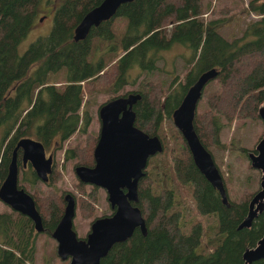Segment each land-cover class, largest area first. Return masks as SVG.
I'll return each mask as SVG.
<instances>
[{"label": "trees", "instance_id": "1", "mask_svg": "<svg viewBox=\"0 0 264 264\" xmlns=\"http://www.w3.org/2000/svg\"><path fill=\"white\" fill-rule=\"evenodd\" d=\"M39 1L0 0V183L17 140L25 136L41 141L48 150L62 148L78 131L84 137L64 148V159H75L74 166H92L97 134L88 128L91 116L84 108V96L87 92L97 95L106 88L113 94L105 100L139 92L141 96L133 105L135 125L157 134L163 142V150L153 155L156 159L149 158V168L138 183L137 205L145 219L146 234L135 228L126 240L114 243L99 264H244L245 247L254 245L264 231V212L258 213L249 227L237 228L257 189H244L239 197L231 198L223 178L226 205L194 164L170 117L187 88L211 67L219 70L215 78L222 90L208 98L209 110L201 115L195 112L193 124L203 145L210 152V147L220 146L222 117L230 122L235 116H257L260 103H264V0H248L244 10L258 17L246 23L241 35L230 39L220 31L224 17H203L205 0H131L80 40L73 39L74 27L101 0H59L49 33L38 36L19 54L18 43L34 21ZM117 19L122 25L119 32ZM175 44L191 51L183 81L173 78L165 88L158 81L147 80L142 90L118 93L126 84H133L140 72L153 73L161 52ZM132 70L138 72L134 77H130ZM61 71L65 79L60 83L52 80V74ZM166 119L173 128L170 134L164 127ZM16 155L24 182L18 178V186L33 196L43 231L51 235L68 191H31L30 186L40 180L30 163L23 165L20 148ZM57 172L53 166L45 184H54ZM158 176L161 179L156 181ZM77 187L80 195L70 193L82 216L91 217L99 187L81 181ZM176 189L180 196L189 193L200 215L215 216L214 236L204 242L202 221L189 227L183 223L182 199ZM35 240L28 216L11 208L0 211V264H32ZM246 264H264V258Z\"/></svg>", "mask_w": 264, "mask_h": 264}, {"label": "water", "instance_id": "2", "mask_svg": "<svg viewBox=\"0 0 264 264\" xmlns=\"http://www.w3.org/2000/svg\"><path fill=\"white\" fill-rule=\"evenodd\" d=\"M131 0H101L84 13L73 29V39L87 36L93 26L113 17L117 8ZM216 67L201 72L187 88L180 103L171 113L172 122L184 138L192 160L206 180L215 187L227 205V192L223 176L211 152L203 145L193 124L199 99L206 83L214 79ZM139 92H128L103 101L98 107L100 119L97 141L93 149L94 164H76L74 172L84 182L105 189L113 212L94 218L85 237H79L73 227L76 213L74 195L66 192L63 213L51 232L56 240V253L68 264H99L112 245L130 237L139 228L146 234V224L137 204L139 179L151 156L163 150V142L157 134H149L135 125L134 103ZM257 113L264 123V103ZM21 149L23 165L28 161L41 181H48L52 172L54 153L46 154L41 141L25 136L17 140L5 177L0 183V200L11 209L28 216L36 231H43L40 212L33 196L18 186L17 149ZM250 165L260 171L259 187L248 201L247 213L237 228L249 227L254 217L264 212V132L253 149L247 151ZM242 257L244 264L264 258V231L252 246H246Z\"/></svg>", "mask_w": 264, "mask_h": 264}, {"label": "rangeland", "instance_id": "3", "mask_svg": "<svg viewBox=\"0 0 264 264\" xmlns=\"http://www.w3.org/2000/svg\"><path fill=\"white\" fill-rule=\"evenodd\" d=\"M59 0H40L36 5V15L34 21L26 35L18 43V53L21 54L25 51L28 45L34 41L38 36H44L49 33L53 24V16L55 8L59 5ZM206 7L203 13L207 14L203 17H218L222 16L225 19L224 25L220 28L221 33L227 38L237 37L241 35L246 23L258 17L253 12H247L244 7L247 5L248 0H205ZM122 27L117 19V30L120 31ZM191 55V51L184 45L175 44L171 48L163 50L160 59L157 62L158 68L151 74L139 73L137 79L133 84H126L118 93L125 92L126 90L141 89L143 82L147 80H155L160 82L165 88L171 83L173 78L178 77L177 81H183L185 72L187 71V60ZM137 70H132L130 77L137 75ZM52 80L57 83L64 80V72L61 71L57 74H52ZM222 90L221 82L217 79L209 80L204 86L202 96L199 99L196 111L199 115L209 110L208 98L215 93ZM168 92V91H167ZM166 92V93H167ZM113 94L109 88L102 90L97 95L86 93L84 96V108L88 110L91 116L89 123V130L97 134L99 131L100 119L98 117V107L102 101ZM262 104V103H260ZM172 121V117H170ZM223 122L220 129V146L216 145L210 147L215 163L217 164L224 180L227 185L228 195L231 198H237L244 189L254 191L259 187L260 171L250 165L247 151L254 148L256 142L264 132V123L259 117L258 113L255 117H239L235 116L230 122L225 118H221ZM170 121L165 120V130L170 134L173 128L170 126ZM174 128V124H172ZM83 135V134H82ZM78 131L70 136L63 142L62 148L54 149L50 147L46 150L54 153L53 166L58 170V176L54 184L47 185L44 181H37L30 190L36 189L39 194H44L48 189H54L61 193L62 191H71L74 195H80V190L77 183L80 181L74 172L75 159H64V148L74 145L79 139H83ZM169 135H167L168 137ZM2 137V129L0 128V140ZM242 148L246 150L243 151ZM157 158V157H156ZM151 157L150 159H156ZM149 159V160H150ZM28 166V165H26ZM32 167V166H31ZM146 168H149V164ZM18 172V178L21 179V169ZM157 171L154 168V173ZM161 176L156 177V181L160 180ZM23 182V180L21 179ZM82 182V181H81ZM159 182V181H158ZM171 181L169 180V183ZM24 183V182H23ZM177 197L182 199V216H184L183 223L187 227L194 221L200 220L205 229L203 241L215 235L216 218L214 215H200L194 205V201L189 196L188 192H182L180 196L179 189H176ZM95 211L91 217L82 216L80 210L76 205V213L73 218V227L75 228L78 236H84L90 228V224L94 217L108 214L112 211L107 199L105 189L99 187L98 198L93 203ZM9 211L10 207L0 200V211ZM35 229V228H34ZM36 249L34 262L32 264H68L69 258L61 259L56 253V240L44 231H36Z\"/></svg>", "mask_w": 264, "mask_h": 264}, {"label": "flooded vegetation", "instance_id": "4", "mask_svg": "<svg viewBox=\"0 0 264 264\" xmlns=\"http://www.w3.org/2000/svg\"><path fill=\"white\" fill-rule=\"evenodd\" d=\"M97 112H98V110H97ZM97 134H98V133H97ZM96 136H97V135H96ZM49 153H50V151H48L46 154H49ZM53 163H54V161H53ZM28 164H29V162L27 161V162H26V165H28ZM68 192H69V191H68ZM111 209H112V212H113V208H111ZM94 218H96V217H94ZM94 218H93V219H94ZM88 231H89V230H88ZM88 231H87V233H88ZM87 233H86V234H87ZM86 234H85L84 236H82V237H85ZM79 237H81V236H79Z\"/></svg>", "mask_w": 264, "mask_h": 264}, {"label": "bare ground", "instance_id": "5", "mask_svg": "<svg viewBox=\"0 0 264 264\" xmlns=\"http://www.w3.org/2000/svg\"><path fill=\"white\" fill-rule=\"evenodd\" d=\"M88 35V34H87ZM84 39V38H83ZM75 40V39H74ZM80 40V39H79ZM97 136H98V134H97ZM139 183V182H138ZM137 193H138V187H137ZM138 200H139V198H138ZM138 203V201L136 202V204ZM243 258V257H242Z\"/></svg>", "mask_w": 264, "mask_h": 264}, {"label": "built area", "instance_id": "6", "mask_svg": "<svg viewBox=\"0 0 264 264\" xmlns=\"http://www.w3.org/2000/svg\"><path fill=\"white\" fill-rule=\"evenodd\" d=\"M206 14H207V12H206V13H204V14H203V16H205Z\"/></svg>", "mask_w": 264, "mask_h": 264}]
</instances>
